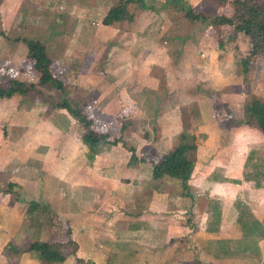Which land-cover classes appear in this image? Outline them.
<instances>
[{"label":"rangeland","instance_id":"rangeland-1","mask_svg":"<svg viewBox=\"0 0 264 264\" xmlns=\"http://www.w3.org/2000/svg\"><path fill=\"white\" fill-rule=\"evenodd\" d=\"M117 1L0 0V85L7 84L10 78L32 82L47 100L58 98L55 89L37 83V72L26 56L25 40H38L44 45L51 60L52 75L62 82L66 97L82 108L95 132H106L116 137L123 126L124 129L136 130L137 137L140 133L145 140H151L158 130L155 122L157 115H165L167 111L177 114L178 118L174 122L173 117L170 118L171 133L174 134L178 119L180 123V130L173 137L176 139L175 144L182 141L189 145L187 156L192 160L197 159V148L201 151L207 149L205 157H215V162L221 160L222 154L234 151L241 156L243 174L229 178L228 183L235 188L234 184H240V179L246 180L249 177L251 183L245 185L244 189H257L253 197L264 201V138L257 125L246 121L250 104L264 103V55H248V38L243 33L227 25L211 26L209 23V19L216 15L231 13L230 0L224 3H217L216 0H144L146 5L153 8L128 4L126 14L120 21L104 24V15ZM187 6L207 18L188 19L181 10ZM173 85L176 86L177 98L171 108L166 99L161 98H166L168 94L174 95V92L169 93ZM31 95L15 97L21 107L26 108L35 102L33 99L36 98ZM7 105L6 101L3 102L4 108L10 111L16 103ZM5 111L0 113V150L5 154L10 151L21 154L19 150L22 145L15 146L17 143L14 142L19 140H8L10 131ZM62 111L68 115L65 109ZM71 118L75 121L74 125L79 123L78 118L69 116L71 122ZM200 121H204L201 125L204 127L199 126L202 123ZM134 140H127V143L135 144ZM133 150L132 147L120 148L118 158L127 157L130 161ZM152 151L143 152L139 149V155H143L144 159L147 156L150 160H156L159 155ZM21 161V156H13L10 168L14 171L19 167L18 164L23 166ZM121 161L124 162V158ZM36 164L34 170L41 176V167ZM216 168L210 163L202 167L196 165L194 177L199 180L200 176L209 175L211 180L217 181L219 175H210ZM259 169L261 175L254 173ZM166 180L179 185L178 179L166 177ZM45 182L51 192L54 189L53 183L48 180ZM157 183L161 188L166 187L163 181L162 184L159 181ZM169 187L175 188L173 185ZM149 188L145 184L146 193L142 190L143 197L150 195ZM189 189L194 197L190 206L188 200H184L176 209H169L170 213L174 211L177 217H181L176 218L178 221L172 225L173 233L170 237L161 234L151 236L148 231L142 233V237L137 236L138 240H143V243L138 244L143 257L141 261L138 259L129 264H159L151 255L156 254V259L163 255L162 252H152V240L162 241L166 237L171 238L163 252L166 259L170 257L169 264H211L205 261L207 253L203 247H198L206 239L200 236L203 230L189 231L191 229L188 225L184 227L183 223L187 215L204 211L213 198L202 194L197 185L188 184L187 191ZM26 192L0 175V264H17L22 256L24 260H30L31 264H94L79 252L67 257L63 263H48L37 260L31 252L15 251L25 248L34 240L64 241L67 231L70 233L72 230L84 229L76 228L72 221L66 220L71 218V212L77 205L76 195L72 194L70 188L61 186L58 194L43 189L42 192L46 193L43 195L47 198L48 195L57 197V203L47 202L46 210L38 207L33 212L27 209L32 197ZM233 195V192L228 191L224 198L231 199ZM34 197L39 199L36 195ZM168 201L165 199L163 202ZM111 205L114 206L111 201L103 203L102 209L107 210L99 214L105 230L113 229L116 224L113 218L116 211L111 209ZM54 209L65 212V216L56 213ZM130 211L132 214L135 210L130 208ZM163 212L161 210L159 214ZM123 213L120 217L125 216ZM144 216L148 217L149 214ZM124 218L120 220L121 226H126ZM107 221L111 222L109 226L106 225ZM15 226H19L22 233L16 245L13 240L16 235H10ZM24 228L29 229L25 231ZM83 236L87 241L88 236ZM117 238L121 237L100 231L96 239L99 243L111 244ZM106 253H100L101 256L104 254L105 264H121L119 254L111 252L114 255L111 258ZM227 258L221 259L218 264H259L257 255L253 256L252 253L237 251L233 259Z\"/></svg>","mask_w":264,"mask_h":264},{"label":"crops","instance_id":"crops-1","mask_svg":"<svg viewBox=\"0 0 264 264\" xmlns=\"http://www.w3.org/2000/svg\"><path fill=\"white\" fill-rule=\"evenodd\" d=\"M173 87L175 88L174 91H172ZM170 92H174V95L168 94L166 98L162 97L161 100L166 99L168 107L171 106L172 108L174 106L173 102L177 98L176 86H171ZM15 96L0 97V113L2 110H6L4 116L7 115L6 119L9 122L10 131L8 140L12 138L19 141L23 140V142L14 141L17 143H15V146L21 147L22 145L19 150L21 154L12 153V151L9 154H5L3 150H0V175H4L9 182L26 190V194L32 197L30 200L39 204H47V202L49 204L57 203V197L48 195L49 197L47 198L43 195V193L46 194L42 192L43 189H48L49 192L45 180L53 183L54 189H51V192L55 194H58V189L61 186L70 188L72 194L75 193L77 205L71 212V218L66 220L67 222L69 220L72 221L76 228H84L78 231L72 230L69 233V237L77 243L76 254L78 252L81 253L83 258H89L94 264H105L103 261L104 254L101 256L100 253L107 252V256L109 254L113 258L114 255L110 254L113 252L117 255L119 254L121 264H129L133 261L136 262L138 259L141 261L143 257V253L139 251L141 247L138 245L143 240H138L137 236L142 237V233L145 234L148 231L151 236L161 234L170 237V234L173 233L172 225H174L175 221H178L176 218L181 217H177L174 211L170 213L169 209L173 210L184 200H188V206H190L194 197L190 189L188 196L182 194L179 185L168 183L169 181L166 180V177L152 178V160L148 159L147 156L144 159L143 155H139V149H142L143 152L153 150L152 152L159 156L172 149L176 145V139L173 137L176 136V131L180 130V123L178 119L173 134L170 131L172 124L170 118L173 117L174 122L177 114L168 111L165 115L164 113L158 114L155 119L158 130L151 140H145L140 133L137 137L138 132L136 130L134 131L133 128L124 129L122 126L120 133H118V136L116 135L120 139L119 141L114 144L100 143L92 149L82 141L81 137L84 129L79 123L77 124L78 126L74 125L75 121L72 118L73 122L68 119L70 115L67 111L68 115L62 113L64 108L52 106L51 100H47L46 96L33 99L35 102L26 108H22L18 98ZM4 100L9 106L13 102L16 103V106L9 111L3 106ZM200 122L202 123L199 126L204 127L201 126L204 121ZM16 132L17 135L15 136ZM133 138H135V144L127 143V140H132ZM123 147H132L134 149L132 154L134 159L129 161L127 157L118 158L119 153H121L119 150L120 148L123 149ZM157 150L158 152H156ZM206 150L203 149L201 151L200 148H197L195 151L199 161L193 159V169L187 184L191 186L197 185L200 192L206 194V197L211 196L213 201L208 202L209 206L199 214L194 213L184 217L186 219L183 223L184 227L188 225V228L191 229L189 231L195 229L203 230L200 236L206 237V239L204 240L203 238L202 246L198 245V247L199 249L203 247V251L207 253L205 261L211 262V264H218L225 257H228L227 260L230 257L233 259L237 251L252 253L253 256L257 255L259 264H264V237L258 236L260 231L264 232V201L253 197L257 193V189H244L245 185L249 186L251 183L249 177L246 180L240 179V184L236 181L237 183L234 184L236 185L235 188L228 183L227 180L229 178H237L239 173L240 175L243 174L240 155L231 151V153L222 154L221 160L215 162V157H205ZM12 155H19L23 160L21 161L23 166L18 164L19 167L14 171L10 168ZM123 158L124 162L121 161ZM116 159H119V161ZM33 160L37 163H35L36 165H40L41 176L34 170L35 164L32 165L34 163ZM30 163L32 164L29 165ZM208 163L217 167L210 175H219V178L217 177L219 180H211L209 175L200 176L199 180H196L194 177L196 176V165H201L202 167ZM254 173L262 174L260 169L258 171L255 170ZM158 181L161 184L162 181L163 183L165 182L164 186L166 187L161 188L157 183ZM155 183L157 185H154ZM145 184L149 185L151 192L146 198L143 197V192L146 193ZM256 184L259 186L258 183ZM170 185L175 186L176 189L174 187L173 189L170 188ZM140 191L141 193L138 197V192ZM228 191L235 194L233 197L230 196L231 199L224 198ZM34 195L39 199H36ZM165 199L169 200L168 203L163 202ZM108 201L114 204V206L111 205L113 206L111 209L116 211L113 217L116 224L113 229L105 230L99 214L107 210V208L102 209V204ZM97 205H101V207ZM124 205H129L130 207L125 208ZM130 208L135 210L134 213L133 211L132 214L130 213ZM54 210L58 214H66L65 212H59L57 209ZM161 210L164 212L160 215L159 212ZM88 211L90 213H85ZM124 211L126 213H123ZM144 212L149 214V216L142 215ZM122 213L126 218L120 217ZM121 218H124L126 226L120 225ZM252 220L258 222L255 229L248 228ZM110 224V221L106 222L107 226ZM68 227L70 228V226ZM27 229L29 228H24L25 231ZM100 231L109 232L115 236L119 235L121 238L111 241V244L99 243L96 238L97 235L99 236ZM21 234L19 226L13 227L12 231H10L11 236H17L13 238L15 245L19 243L17 238ZM83 235L88 236L87 241H85L86 238ZM191 237L193 238V236ZM170 240L171 238L167 239V237L162 241L152 240L151 245L154 249H151L152 252L157 254L162 252L163 255L162 258L158 256V259L155 257L156 254L153 253L151 255L152 259L160 262L159 264L170 263V257L168 256L169 259H166V255L163 254ZM130 241L131 243L129 244L128 242ZM119 249L122 250L119 251ZM29 262L31 264L30 260L26 261L22 256L17 264H28Z\"/></svg>","mask_w":264,"mask_h":264},{"label":"trees","instance_id":"trees-1","mask_svg":"<svg viewBox=\"0 0 264 264\" xmlns=\"http://www.w3.org/2000/svg\"><path fill=\"white\" fill-rule=\"evenodd\" d=\"M228 0H216L217 3H224ZM137 4L141 8H153L146 5L143 0H118L116 5L111 6L104 15L102 22L110 24L114 21H120L126 14L128 4ZM231 13L229 15H216L209 19L211 26L227 25L234 31L243 33L248 38V55H264V0H230ZM184 16L190 20L206 19L205 15L192 10L189 6L182 7ZM125 13V14H124ZM130 18V16L128 17ZM26 56L31 60L33 69L37 72V83L39 85H48L58 92V98L51 100L54 107L64 108L67 113L78 118L79 124L84 129L82 141L90 148H95L100 143L114 144L120 139L110 137L106 132H95L90 127V119L83 112L82 108L72 103L64 93L62 82L50 71L51 60L48 57L44 45L38 40H25ZM32 94L34 98L45 97L41 90L32 82H22L14 78L7 80V84L0 85V97H10L13 95L23 96ZM249 108V109H248ZM247 109V123H253L261 130L264 137V103L250 104ZM182 139V137H181ZM190 146L180 141L172 149L161 154L156 160L151 162V177L175 178L179 181L181 193L188 196L187 181L193 169V160L187 156ZM131 160L134 156H130ZM247 177V176H246ZM248 179V178H246ZM38 207L42 210L47 209L46 204H39L34 201L28 203V211L33 212ZM258 222L252 220L248 228L255 229ZM258 236L264 237V232L260 231ZM77 243L69 237L64 241L45 240L31 241L25 248H18L15 251H27L33 253L37 260L48 263H62L67 257L73 256L77 251ZM14 251V252H15Z\"/></svg>","mask_w":264,"mask_h":264}]
</instances>
